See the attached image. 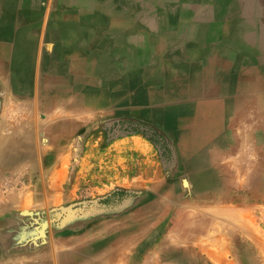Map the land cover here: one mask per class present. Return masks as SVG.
Wrapping results in <instances>:
<instances>
[{
  "label": "rangeland",
  "instance_id": "obj_1",
  "mask_svg": "<svg viewBox=\"0 0 264 264\" xmlns=\"http://www.w3.org/2000/svg\"><path fill=\"white\" fill-rule=\"evenodd\" d=\"M47 3L0 0V116L9 74L3 53L26 21V12ZM108 5L118 15L107 17L108 28H113L107 47L91 49V65H75L77 76L90 66L95 109L90 115L68 112L62 121L60 116L66 127L54 129L50 145L48 134L37 126L39 150L59 153L43 161V175L0 174V202L20 207L29 219L23 236L41 246L29 249L34 252L26 258L30 263L18 264H264V250L238 242L244 236L233 233L226 217L206 220L202 212L215 215L217 209L228 212L237 202L245 203L243 214L251 213L263 226L256 227L260 236L264 231V143L253 113L250 143L245 139L219 147L215 153L225 151L224 159L198 152L196 142L186 144L181 154L170 134L135 120V87L143 75L150 73L145 82L154 84L159 95L169 87L168 66L213 67L219 50L212 43L219 41V30L242 25L244 16L231 0H108ZM248 18L260 24L261 17ZM201 42L207 46H199ZM106 49L108 63H95ZM170 86L174 91L175 85ZM104 87L108 104L101 110L98 96ZM25 116L14 111L7 119L14 123ZM43 117L36 113L35 122L42 123ZM3 132L11 135L13 127ZM233 147L249 158H230ZM184 213L192 214L185 224Z\"/></svg>",
  "mask_w": 264,
  "mask_h": 264
},
{
  "label": "crops",
  "instance_id": "obj_2",
  "mask_svg": "<svg viewBox=\"0 0 264 264\" xmlns=\"http://www.w3.org/2000/svg\"><path fill=\"white\" fill-rule=\"evenodd\" d=\"M231 1L237 5L236 13L244 16V23L221 27L219 41L212 43L219 50L213 56V67L168 66L169 87L159 95L154 84L145 82L150 73L141 77L139 88L135 87V120L154 124L170 134L179 142L181 154L186 144L196 142L201 145L198 152H212L215 159H224L221 153L225 151L215 153L219 147L244 143L245 139L250 143L252 113L264 143V0ZM108 8V0H48L45 8L36 6L26 12V21L9 39V50L2 59L9 74L5 78L8 87L1 91L5 106L0 116V174L43 175V161L53 160L59 153L39 150L37 126L48 134L50 145L54 129L66 127L59 123L60 116L62 121L68 119V112L90 115L95 109L90 66L80 69L77 76L75 65H91V49L107 47L109 29H113L108 28L107 17L118 15ZM255 16L261 17L257 26L248 18ZM199 46L205 48L207 43ZM105 51L102 60L95 63H108ZM114 60L124 64L123 60ZM128 60L133 62L132 58ZM171 84L176 87L174 91ZM98 97L99 107L106 109L105 87ZM14 111L26 112V118L10 123L7 118ZM38 112L44 113L39 124L35 122ZM8 126L13 127L11 135L3 132ZM237 148L229 150L234 154L230 158H249ZM15 205L0 202V264L30 263L26 258L34 252L29 249L41 247L33 246L31 238L23 236V226L29 219Z\"/></svg>",
  "mask_w": 264,
  "mask_h": 264
},
{
  "label": "bare ground",
  "instance_id": "obj_3",
  "mask_svg": "<svg viewBox=\"0 0 264 264\" xmlns=\"http://www.w3.org/2000/svg\"><path fill=\"white\" fill-rule=\"evenodd\" d=\"M13 14V13H12ZM128 35V34H127ZM107 50V49H106ZM248 51V50H247ZM106 52V51H105ZM189 52V51H188ZM111 57V56H110ZM131 58V57H130ZM210 59V58H209ZM120 62V61H119ZM118 64V63H117ZM120 64V63H119ZM202 75V74H201ZM202 81V80H201ZM8 84V83H7ZM166 84V83H165ZM225 89V88H224ZM4 92V91H3ZM201 93V92H200ZM237 96V95H236ZM58 126V125H57ZM63 127V126H62ZM1 132V131H0ZM37 133V132H36ZM7 137V136H5ZM4 138V136H3ZM6 140V139H4ZM46 140V139H45ZM250 180V179H249ZM249 183V182H248ZM54 189V188H53ZM59 189V188H58ZM44 190V188H43ZM48 193V192H47ZM54 193V192H53ZM176 193V192H175ZM46 194V193H45ZM50 198V197H49ZM48 199V198H46ZM238 204H235V210L233 209H230L228 212L224 211L223 209H217L215 212V215L214 213H208L206 210L203 209L202 212H205L203 213L205 219L206 217H214V218H218L221 216L224 218L226 217V219L228 220V222L231 224L232 228L233 229V233H237V232H242L243 234V238L241 240L238 241V239H235V236L233 237L234 241L235 242H250L254 247H255V250L258 252L260 250H264V243H263V239H264V231L262 232L261 236L260 234H258V232L256 231V227L258 229H262L263 226H260V223L257 221V220H254V218H252L253 216H251L250 214L248 215H245L243 214V212L241 211V208L242 207H245V203H241V202H237ZM247 204V203H246ZM248 205H251V204H248ZM16 207V205H15ZM197 207V206H196ZM214 207V206H213ZM195 208V207H194ZM225 208V207H224ZM196 210V208H195ZM198 211H201L199 209H197ZM236 211V212H235ZM189 215V217H191L192 214H186L184 213L183 214V219L185 218V221H183V223L185 224L186 223V218L187 216ZM214 215V216H212ZM219 219V218H218ZM222 219V218H221ZM225 219V220H226ZM207 220V219H206ZM220 220V219H219ZM188 222V221H187ZM193 225V224H192ZM194 226V225H193ZM187 227V229H192V227ZM186 227V225H185ZM231 233V232H230ZM232 233V234H233ZM245 234V235H244ZM207 238V237H206ZM207 243V242H206ZM218 243V242H217ZM212 245V244H211ZM210 245V246H211ZM216 245V244H215ZM214 245V246H215ZM55 247V246H53ZM224 248V247H223ZM54 250V249H53ZM55 251V250H54ZM92 255V254H91ZM28 260V259H27ZM25 261V260H24ZM22 263V262H21Z\"/></svg>",
  "mask_w": 264,
  "mask_h": 264
}]
</instances>
